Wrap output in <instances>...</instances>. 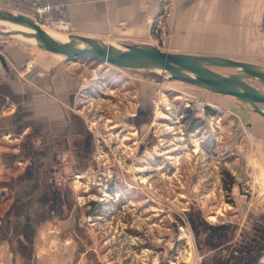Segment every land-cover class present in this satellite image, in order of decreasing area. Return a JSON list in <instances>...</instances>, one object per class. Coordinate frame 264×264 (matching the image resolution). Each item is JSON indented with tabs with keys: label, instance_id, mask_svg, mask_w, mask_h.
<instances>
[{
	"label": "crops",
	"instance_id": "0c3cea01",
	"mask_svg": "<svg viewBox=\"0 0 264 264\" xmlns=\"http://www.w3.org/2000/svg\"><path fill=\"white\" fill-rule=\"evenodd\" d=\"M62 1L75 33L157 44L164 31L165 50L199 55L250 53L262 22V0H170L154 34L164 0ZM0 54V264H99L98 241L80 206L76 175L83 164L66 166V159L87 158L78 76L63 55L40 47L0 41ZM211 93L210 101L233 107L250 130L234 158L246 178L232 187L240 192V231L252 229L264 220V116ZM249 190L247 198L242 191Z\"/></svg>",
	"mask_w": 264,
	"mask_h": 264
},
{
	"label": "rangeland",
	"instance_id": "374dc122",
	"mask_svg": "<svg viewBox=\"0 0 264 264\" xmlns=\"http://www.w3.org/2000/svg\"><path fill=\"white\" fill-rule=\"evenodd\" d=\"M164 2L170 6V0ZM261 2L262 22L255 34V50L232 53L230 58L264 67V0ZM43 28L57 36L75 33L73 29ZM0 29H12V25L0 22ZM0 41L38 47L20 35L0 34ZM145 44L158 47L160 43ZM159 46L165 50L161 44ZM250 46L252 49V44ZM66 62L88 92L87 101L76 100V107L82 111L86 125L90 126L85 130V156L92 155L89 160L96 162L92 165L69 158L66 166L83 164V167L90 165L87 169L96 171L112 169L122 184L117 191L130 198L132 209L140 215L137 222L143 214L148 216L149 224H159L160 220V226L158 229L152 226V232L162 233L167 240L174 224L171 216L182 212L189 219L188 227L196 252L201 256L195 264H208L213 257L225 258L230 246L236 245L244 223L236 201L240 192L232 187V183L246 178L241 161L234 159L243 153L242 145L250 135L241 114L233 107L210 101L209 96L213 95L210 91L164 78L158 71L103 63L94 65L80 59ZM213 69L223 73L237 72L235 68ZM223 97L242 109L247 107L232 96ZM202 107L203 113L213 110L212 120L202 114ZM218 118L219 122H216ZM97 136L102 138L99 146ZM237 143L240 148L236 147ZM76 177L85 178V174ZM80 182L77 183L80 189L85 190L87 185L97 189L94 195L84 198L86 204L91 199L97 204L104 203L98 201V193L103 189L98 191L97 185L86 182L83 186ZM127 182L132 187H128ZM247 192L242 191V194L250 198V190ZM260 193L264 197V189ZM252 225L264 230V220ZM86 226L92 228L87 221ZM227 241H230L229 246L225 244Z\"/></svg>",
	"mask_w": 264,
	"mask_h": 264
},
{
	"label": "built area",
	"instance_id": "2783aa9c",
	"mask_svg": "<svg viewBox=\"0 0 264 264\" xmlns=\"http://www.w3.org/2000/svg\"><path fill=\"white\" fill-rule=\"evenodd\" d=\"M0 8L26 14L42 28L43 26L55 29L74 28L64 18L67 7L62 0H0ZM168 14L169 5L164 2L162 11L156 19L157 24L152 29L155 33H159L158 25L161 17ZM159 34V43L163 45L166 33L161 31ZM88 98L86 87L80 82L76 100L83 103ZM206 105L218 109L212 103ZM201 112L213 119L214 114H211L213 110L211 113L209 111L203 113L204 107H202ZM215 121L219 122V118ZM86 129H90L88 124ZM100 140L102 138L97 136V146ZM236 147L240 148L241 145L237 143ZM100 183L102 185H97ZM87 184L97 185L99 189H103L98 197L99 202L104 201L100 203V211L90 220L88 218L101 251L99 264H195L200 260L201 256L196 252L195 241L188 227L189 219L184 213L171 216L174 222L173 229L166 240L162 233L152 232L154 227L158 229L160 220H158L159 224L155 222L149 224L148 216L143 214L137 222L140 215L132 209L130 198L117 191L122 184L117 181V177H113L112 169L102 171L101 175L93 174L87 178ZM127 185L132 187L131 183ZM160 196L163 198V193H160ZM116 201H119V204Z\"/></svg>",
	"mask_w": 264,
	"mask_h": 264
},
{
	"label": "water",
	"instance_id": "95a60500",
	"mask_svg": "<svg viewBox=\"0 0 264 264\" xmlns=\"http://www.w3.org/2000/svg\"><path fill=\"white\" fill-rule=\"evenodd\" d=\"M0 22L18 27L0 29V34L32 38L38 47L61 54L67 61L158 71L164 78L232 96L264 116V67L258 64L221 55L171 52L145 43L117 44L78 33H69L62 41L30 16L4 8H0ZM214 67L235 68L237 72L223 73Z\"/></svg>",
	"mask_w": 264,
	"mask_h": 264
},
{
	"label": "flooded vegetation",
	"instance_id": "af4514ba",
	"mask_svg": "<svg viewBox=\"0 0 264 264\" xmlns=\"http://www.w3.org/2000/svg\"><path fill=\"white\" fill-rule=\"evenodd\" d=\"M88 157L91 158L92 155ZM88 157L85 163H90L92 165L93 163H96V162H92V160H89ZM88 167H90V165ZM88 167L85 165V167L83 168L84 169L83 173L85 174V178L80 177L82 178L81 181L84 184L87 182L86 181L87 178H89L93 174H100V175L102 174V171L87 169ZM95 171L97 173H94ZM127 176H128V171H127ZM113 177H116V175H113ZM130 178L132 180V176H130ZM97 185L100 186L102 185V183ZM86 187L87 188L85 190L81 191L82 198L94 195L95 191L97 190L96 187L94 186L92 187L87 185ZM98 191H99V187H98ZM98 194H100V191ZM91 200L92 201H88L89 202L88 204H86L85 200H83L82 205H80L84 212L83 216L86 217L85 221L87 222H88V218L90 220L96 213L100 211V207H101V204L99 203L97 204L95 199H91ZM239 234L240 235L236 241V245L230 246V249L225 258H218V257H213L212 259L210 258L208 264H264V230L257 229L253 225L252 229L241 230ZM225 244L229 246L230 241L225 242Z\"/></svg>",
	"mask_w": 264,
	"mask_h": 264
},
{
	"label": "bare ground",
	"instance_id": "6f19581e",
	"mask_svg": "<svg viewBox=\"0 0 264 264\" xmlns=\"http://www.w3.org/2000/svg\"><path fill=\"white\" fill-rule=\"evenodd\" d=\"M3 23V22H2ZM12 28L13 29H16V28H18V27H16V26H14V25H12ZM54 38H56V39H58V40H62V41H64L65 39H66V36L65 35H59V36H57V34L56 33H54V32H50V31H48ZM23 37V36H22ZM23 38H25V37H23ZM27 39V38H26ZM27 40H29V41H33L34 42V40L32 39V38H29V39H27Z\"/></svg>",
	"mask_w": 264,
	"mask_h": 264
}]
</instances>
